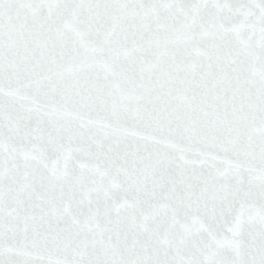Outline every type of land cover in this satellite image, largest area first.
I'll use <instances>...</instances> for the list:
<instances>
[{"label": "snow or ice", "instance_id": "snow-or-ice-1", "mask_svg": "<svg viewBox=\"0 0 264 264\" xmlns=\"http://www.w3.org/2000/svg\"><path fill=\"white\" fill-rule=\"evenodd\" d=\"M0 264H264V0H0Z\"/></svg>", "mask_w": 264, "mask_h": 264}]
</instances>
